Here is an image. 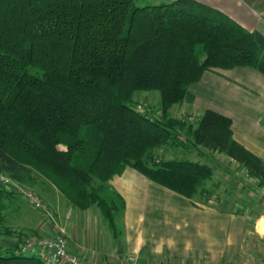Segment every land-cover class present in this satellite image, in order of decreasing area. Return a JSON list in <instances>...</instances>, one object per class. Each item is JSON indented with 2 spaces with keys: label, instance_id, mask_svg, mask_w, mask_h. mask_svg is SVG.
I'll return each mask as SVG.
<instances>
[{
  "label": "trees",
  "instance_id": "16d2710c",
  "mask_svg": "<svg viewBox=\"0 0 264 264\" xmlns=\"http://www.w3.org/2000/svg\"><path fill=\"white\" fill-rule=\"evenodd\" d=\"M238 66L264 74V36L196 0H0V175L24 184L37 172L115 232L124 199L109 181L127 166L187 198L206 189V163L155 158L187 130L188 146L226 155L264 188V160L228 116L169 113L204 71ZM138 91L158 93V115L136 106ZM21 202L0 187V264H45L20 252L30 235L8 224Z\"/></svg>",
  "mask_w": 264,
  "mask_h": 264
},
{
  "label": "crops",
  "instance_id": "0c3cea01",
  "mask_svg": "<svg viewBox=\"0 0 264 264\" xmlns=\"http://www.w3.org/2000/svg\"><path fill=\"white\" fill-rule=\"evenodd\" d=\"M168 1L172 0H140L151 4ZM196 1L220 9L248 30L264 36V0ZM188 91L192 100L173 105L169 110L173 117L197 121L205 109L222 113L231 120L233 138L264 160V74L248 66L207 70L189 85ZM151 92L156 93L145 94ZM198 149L209 153L183 150L174 154L209 165L212 180L218 185L219 180L231 181L233 177L236 186L210 184L211 188L207 185L204 191L187 198L127 166L109 181L124 199V209L115 216V232L96 205L79 208L70 204L56 187L51 219L33 208V219L22 210L17 220L9 219L8 224L33 238L51 234L55 223L65 231L72 251L102 264H119L128 257H134L137 264L260 259L264 250V188L258 187L257 181L233 159ZM223 169L228 171L223 173ZM237 175L240 182L236 181ZM14 212L17 209L10 211ZM16 242V237L2 238L4 245ZM118 243L121 253L116 252Z\"/></svg>",
  "mask_w": 264,
  "mask_h": 264
},
{
  "label": "rangeland",
  "instance_id": "374dc122",
  "mask_svg": "<svg viewBox=\"0 0 264 264\" xmlns=\"http://www.w3.org/2000/svg\"><path fill=\"white\" fill-rule=\"evenodd\" d=\"M146 92L144 91H138V92H135L134 93V101L136 103V106L138 107H144L145 109H147L148 111L152 112L153 114L155 113L156 115H158L160 112L157 111V108L159 107V104L158 103V93H147L145 94ZM178 117V116H177ZM180 118V116L178 117ZM188 122H194L193 120L191 119H186ZM179 139L181 140V144H180V147H177V148H174V149H170L169 147L168 148H165V147H161L159 148L157 151L158 153H156L155 155V158H162V159H172L174 157H177V158H183V156H179V155H175V151L178 152H183V150H187V151H193V153H197L198 151L200 152L199 155H201V153L205 152V153H209V152H206V151H202L200 149H197L195 147H191V146H188V134H187V130H181V132H179V135H178ZM172 154V155H171ZM195 156V155H194ZM157 159V160H158ZM156 160V159H155ZM223 173H226L228 170H224L223 169ZM222 171H221V175L223 174ZM225 175V174H224ZM238 178H236V181H239L240 182V175H237ZM223 178V177H221ZM231 181H228V178H227V181H222L219 180V185L222 184L224 186H233L235 180L233 179H230ZM226 182V183H225ZM210 184H215L217 186H219L217 183H215V181L212 180V182H207L205 187L208 185L210 186L211 188V185ZM234 186H236V184H234ZM233 186V187H234ZM0 187H2L3 189H6L12 193H15L19 196L20 200L22 201L20 205L16 206V208H14L15 210L17 209V212H14V213H10L8 214V218L10 220H17L16 218V215H19L20 212L22 210H25V216H27V214H29L28 216L30 218H34V216L32 215L33 213V210L34 209H37L35 208L32 204H30V201L29 203L27 202V194H31V197L32 198H35L37 201H41V203L45 206V208L48 210V214L46 217L44 218H49L51 219L52 215H53V212L51 210V207L52 206V200L54 199L53 198V195L55 194L54 192V188L55 186L53 184H51L48 180L44 179L42 176H40L39 173L37 172H34V174L32 175V178L27 182V183H17L15 181H13L9 176L5 175V174H2L0 175ZM208 188V187H207ZM232 188V187H231ZM54 201H57L56 199H54ZM34 208V209H33ZM40 209V207H39Z\"/></svg>",
  "mask_w": 264,
  "mask_h": 264
},
{
  "label": "built area",
  "instance_id": "2783aa9c",
  "mask_svg": "<svg viewBox=\"0 0 264 264\" xmlns=\"http://www.w3.org/2000/svg\"><path fill=\"white\" fill-rule=\"evenodd\" d=\"M26 196L27 202L29 203L30 201V204L40 210L43 216L46 217L48 210L41 201L39 202L35 198H32L31 194H27ZM19 250L22 253L39 256L45 264H102L88 261L82 258L78 253L72 251L69 248L65 231L55 223L52 225L51 234L26 238ZM119 264L137 263H135L134 257H128L125 261H122ZM216 264H264V250L262 252V257L257 260L245 258L236 262H220Z\"/></svg>",
  "mask_w": 264,
  "mask_h": 264
},
{
  "label": "water",
  "instance_id": "95a60500",
  "mask_svg": "<svg viewBox=\"0 0 264 264\" xmlns=\"http://www.w3.org/2000/svg\"><path fill=\"white\" fill-rule=\"evenodd\" d=\"M117 253H121L122 252V246L120 243L117 244V249H116Z\"/></svg>",
  "mask_w": 264,
  "mask_h": 264
}]
</instances>
